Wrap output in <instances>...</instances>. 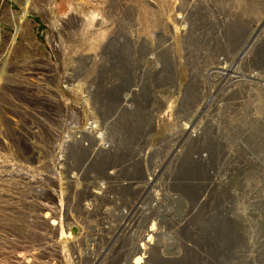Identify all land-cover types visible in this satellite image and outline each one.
I'll use <instances>...</instances> for the list:
<instances>
[{
  "label": "rangeland",
  "instance_id": "obj_1",
  "mask_svg": "<svg viewBox=\"0 0 264 264\" xmlns=\"http://www.w3.org/2000/svg\"><path fill=\"white\" fill-rule=\"evenodd\" d=\"M221 54L264 74V0H0V264H130L152 235L147 264H264V96L229 71L201 117L185 67ZM124 111V149L80 165L73 139L94 148ZM107 236L127 255L101 258Z\"/></svg>",
  "mask_w": 264,
  "mask_h": 264
},
{
  "label": "bare ground",
  "instance_id": "obj_2",
  "mask_svg": "<svg viewBox=\"0 0 264 264\" xmlns=\"http://www.w3.org/2000/svg\"><path fill=\"white\" fill-rule=\"evenodd\" d=\"M97 14L98 13L95 12V13L91 14V16L95 17V16H97ZM259 38L262 39L263 36L261 34H257V35L254 34V37L251 36L249 38V40H248L247 44L245 45L244 49H242L243 51H241V53H243V56H240V58L244 57L245 61L247 60L246 62L250 63V59H251L250 55L252 54V56H253L254 55L253 54L254 51L258 52L259 51L258 49L263 45V41L261 40L259 42V46H256L255 49L253 50V45H254V43H255V45H257V42L260 40ZM238 66L239 65H237V68H235L234 70H231V69L228 68V71L231 72V73L229 72V74H228V72H226V74H225V75L228 74L230 76V78L228 79V82H229L228 85H229V87L233 88L234 90H236V88H239V90H240L241 85H247L246 87H247L248 95L246 97L243 96V98L246 99L245 104H248V103H253L254 104L255 101H259L258 99H259V97H261V95L264 96V92L256 91L255 92V96H252V95H250L249 90H251L252 87L258 88L259 86H261L262 89L264 90L263 84H261L259 82V80H257V78H256V76H258V77L263 76L264 77V74L261 75L258 72L257 73H252L253 70L251 68H249V66H250L249 64L247 65L248 67L242 68L241 71L239 69L241 66H239V68H238ZM211 72L215 73V72H219V71L216 69V70H211ZM249 74H253V75H251L253 77L249 78L250 77ZM222 84H223V86H222L221 89H223L225 86H228L227 84L223 83V81H222ZM207 90L208 91H206V88H205V91H204V96H206V94L208 93V95L206 96L207 99L210 98L212 100V99L216 98L213 95H211L212 93H214V90L212 92H210V93H209L210 89L208 88ZM126 93H127V91H126ZM123 97H124V95H123ZM208 101L209 100H206V102H205V108L206 109H207V107H206L207 103H210ZM214 104H215V100H214ZM213 109H214V107H213ZM124 114H125L124 115V119L125 118L126 119L125 120H120L121 122L120 121H117V122L109 121V123L111 124L110 126H111V132H112L111 134H109V136L111 138L108 137L107 140L103 139L102 142L100 144H96V146L94 148H92V143L85 144V142H84V140L85 141L86 140H89V141L92 140L93 142H95V139H93L94 137H90V136H86V135L82 134L83 136L82 135L78 136V138L79 137H83V139H77V138L73 139L72 143H75V144H73L72 147H74L75 149H79L80 150V146H76L78 143H81L86 148L89 147V149H87L89 151H81V153H80L81 161L79 162L80 165L81 164L88 165V166L91 165L92 160L95 159L94 158L95 154H98L99 156L101 155L100 157L102 158V155L109 156V155H111V153H113V155L117 154V152H115V151H116V149L119 148V146L121 147V150L124 149V145L127 144V142H129L130 137L133 136V133L135 132L134 130H137L136 129L137 128L136 125L137 124L138 125L141 124V121H139V120H141V118L137 121V117L135 115L134 116L132 115L133 116L132 120H130V119L128 120L126 116L129 113H127V111H124ZM110 116H111V114H110ZM116 124H118V125H116ZM116 131H119L120 133H116ZM121 133H122V135H120ZM130 133L132 134L131 136H130ZM194 133H195V131H191V134H194ZM213 140H214V138H213ZM153 196H154L156 201L160 199V197L157 194H153ZM160 201H162V200H160ZM154 203H155V201H154ZM154 203L152 204L153 206H155ZM86 206H87L86 210H90L91 206H92V203H86ZM142 209L143 208L141 207V211H142ZM150 231H152L154 234L158 235V232L153 230V228ZM225 237L227 238V240L229 242V237L230 236H225ZM147 240H146L147 241L146 244L142 243V245L139 248H137L136 251H138V253H139L138 256H136L134 259L132 258L133 260L131 258H126V260L130 259L129 260L130 264H131V262H132V264H147L148 259L150 258V254L152 253L151 248H152L153 245H155L154 244L155 242L153 243V235L148 237ZM121 251H120L121 255L122 254H124L125 256L127 255V252H124L125 248L121 249ZM157 251H158V249H156V252ZM154 258H155V264H162L163 263L161 261V259H159V257H157L156 254H155ZM177 261L178 260L172 261L171 264H175V262H177ZM127 263L129 264V262H127Z\"/></svg>",
  "mask_w": 264,
  "mask_h": 264
},
{
  "label": "built area",
  "instance_id": "obj_3",
  "mask_svg": "<svg viewBox=\"0 0 264 264\" xmlns=\"http://www.w3.org/2000/svg\"><path fill=\"white\" fill-rule=\"evenodd\" d=\"M251 35L252 34H250V35L247 36L246 41L244 42L243 45H245L248 42V40H249V38H250ZM240 56H243V55H240ZM190 61H191V59H188V65L185 66L186 69H189L188 70V81L191 80L190 77L192 76L193 71L199 73V75L202 77L201 83L203 81L204 82H203V85H201L199 83V89L202 88V87L203 88L197 94L199 96V99H198V101L195 102V104L200 103L199 104V109L202 111L201 112V115H202L201 117H207L208 111L205 108V102H206V100H209V102H210V109L212 107L217 108V106L215 107V104H214L215 98L211 100L210 98L207 99L206 96H204L205 88H209L210 89L209 93L212 92L213 90H215V91H218L219 89L221 90V88L223 86L222 79H223V76L226 74V72H229L228 71V68H231V70H234L235 68H237V65H240V63L237 62L234 59L233 61H231L232 63L229 64L230 61L227 60L226 56H224L223 54H221L218 58H216V62H209V63H207L205 65L206 66L205 68L201 65V63L191 66V65H189V62ZM222 62H225V65H222ZM212 69H217L219 72L213 73V72H211ZM176 78L179 80L178 77H176ZM256 78H257V80H259V82L261 84H263V87H264V77L263 76H260V77L256 76ZM180 87H181V85H180ZM178 92H179V90L176 91V94ZM176 94H175V96H176ZM211 115L213 116V114H211ZM200 118L199 117H195V121L193 123L194 127H192L193 129L195 127L198 128V127L202 126V124H199L200 122H198ZM215 119H216V117H214L211 120H215ZM203 153H204V150H203ZM204 168H207L206 165H205ZM101 181L102 180H100V181L96 180V182H97L98 185H99V183ZM219 182L221 183V180H219ZM219 191H220V189H218L216 187L215 193H219ZM205 198H207V196H205L204 198H202V200H204ZM85 201H86V199L83 200V203H85ZM83 208L86 209L87 206L84 204V207ZM55 210H56L55 211V216L58 219L60 229L61 228H63V230L67 229V231H66L67 234H68L67 236L69 237V240L72 242V235L75 234L74 232L77 231L78 227L75 226V225H72V227L75 226V228H74L73 232H71V228L72 227H70V229H69V226H70L69 224L70 223H68L67 220H64L65 221V225H63L62 224L63 218L61 217V215L59 217V214L60 213L57 212V207H56ZM88 214H89V212L86 211L85 212V217H87ZM88 222L89 221H88V218H87L86 222L84 221V223H86V225H88ZM118 226L123 229V227L120 226V223H118ZM118 226L113 227V229L115 230ZM245 227H246V225L244 224V222L243 221H241V222L239 221L238 226L236 227V229H238L240 231H244L245 230ZM53 234H54V232H53ZM57 234H58V236H60V232H58ZM110 239L111 238L109 236H107L106 239H105V241H104V243H103V245L102 244L100 245L101 246V248H100L101 258H104V259H107V258L110 259V258H112L113 257V253L110 255V251L113 248H115L116 246H118L120 249L125 248V251L124 252H126V249H127L126 242H124L123 244L122 243H119V241L117 243H112ZM97 256H99V253L97 254ZM116 259H117V257H116Z\"/></svg>",
  "mask_w": 264,
  "mask_h": 264
}]
</instances>
